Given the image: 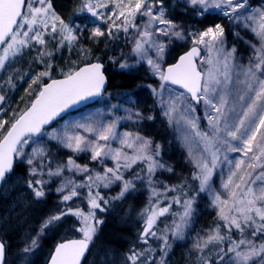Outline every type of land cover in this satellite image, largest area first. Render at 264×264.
<instances>
[{
  "label": "snow or ice",
  "instance_id": "obj_1",
  "mask_svg": "<svg viewBox=\"0 0 264 264\" xmlns=\"http://www.w3.org/2000/svg\"><path fill=\"white\" fill-rule=\"evenodd\" d=\"M186 3L201 17L210 9H216L221 16L242 24L246 31L252 33L258 44L246 41L254 52L247 67L232 63L236 59V48L226 49L225 29L220 23L204 30L184 33L165 17L163 0H82L80 11L90 14L94 18L93 23L100 22L92 29V37L105 35L101 23L107 25L109 37L119 32L127 34L130 29L136 30L131 54L137 57L138 63L146 62L153 76L159 78L161 91L153 89V94L160 97L158 102L162 114L169 125L175 127L187 148L189 162L194 168L193 178L200 183L199 190L213 195V204L223 221V225L217 224L206 238L200 237L193 246L203 253L209 245L227 241L226 250L220 248L217 254L218 261L223 262L228 256L226 264H255L256 257L264 260V242L256 243L257 238L264 237V8H252L249 0H186ZM138 17L144 21L142 26L137 23ZM87 23L83 28L65 23L52 10L51 0H0V69H4L9 59L19 56L25 48L31 50L36 45L45 46L47 35L55 39V34L59 33L57 47L62 48L65 43L71 47L77 40V33L87 31ZM236 35L240 38L239 33ZM171 37L190 40L192 46L174 63L166 64L165 54ZM153 52L154 56L149 54ZM81 53L90 57L86 49L82 48ZM52 55L41 47L37 63H46V67L35 75L25 74L31 79L30 104L14 114L13 120L0 119V184L11 176L17 160L29 165L30 177H61L65 170L85 173V181L81 183H76L71 177L63 179L57 191L62 193L61 200L66 207L48 217L41 224L37 236L24 248V252L31 251L37 247V238L49 225L64 216L75 215L81 220L82 226L77 230L82 233V238L57 244L50 264H82V258L97 235L98 226L103 223L96 217V210L104 212L109 203L99 189L119 182L121 191L113 199H120L125 193L135 190V181L147 180L151 187L157 170L171 172L172 168L162 161L159 144L138 133H119V118L108 123L97 120L56 129L53 122L57 117L63 118L62 113L82 101L101 96L107 79L101 62L59 69L62 78H54L56 67L44 59ZM120 67L123 69L130 65L121 63ZM171 85H177L184 91L176 93ZM164 91L169 93L167 99L163 96ZM5 100L6 97L0 95V105ZM192 101L205 106L206 131L201 130L199 119L191 116L196 111ZM3 111L0 107V113ZM132 115L142 118L139 112H134L130 113L129 119ZM45 137L73 152H90L93 161L103 163L110 159L115 165L105 166L102 173L93 175L87 165L77 164L70 156L66 163H59L53 169L50 152L46 148L32 147ZM113 142H118L120 146L113 148ZM27 148H31V152L26 151ZM221 150L242 153L247 158L237 159L229 168V174L221 184L223 193L214 192L209 185ZM224 159L232 163L227 156ZM134 165L140 167V172L135 171ZM257 169L260 171L257 172ZM128 170H132L130 179L124 175ZM44 184L43 179H30L27 186L36 198H41L45 195ZM83 188L88 189L87 213L79 208L73 209L67 203L74 197H80V189ZM176 190V187L166 188V191ZM152 194L158 195L154 187ZM173 202L181 205L183 211L174 213L179 216V222L173 221L172 235L183 239L184 226L193 212V199L174 197ZM150 204L151 207L144 210L141 232L144 244L148 243L149 237L156 236L153 228L158 217L164 216L172 207L169 204L157 208L151 201ZM221 227L227 229L228 234H222ZM233 229L239 234L238 239L234 238ZM161 239L164 245L162 251L166 254L168 237L164 235ZM150 252V248L143 252L134 251L127 260L137 264L143 256L142 264H149L150 261L155 264ZM229 253L232 255L229 256ZM4 255L5 244L0 241V264H5ZM160 264H164L163 259ZM201 264L216 262L201 257Z\"/></svg>",
  "mask_w": 264,
  "mask_h": 264
},
{
  "label": "rangeland",
  "instance_id": "obj_2",
  "mask_svg": "<svg viewBox=\"0 0 264 264\" xmlns=\"http://www.w3.org/2000/svg\"><path fill=\"white\" fill-rule=\"evenodd\" d=\"M73 2L69 5V8L74 9V13L69 12L68 20H65L59 10L52 5V10L62 19L65 23H72L74 26L78 25L83 28L84 23H87V31L82 33H77V40L73 42L71 47L65 43V46L58 48L57 45L60 41L59 33H56V38L53 39L52 35H47L45 39L48 43L45 46L36 45L35 48L29 50L25 48L23 52L15 57L10 58L7 62V66L4 69H0V95H4L6 100L3 105L4 111L0 113V119L8 120V117L13 115L17 109L24 106L26 100L29 99V84H31V79L27 74L35 75L36 73L44 70L45 64L37 63L38 52L41 47L45 50L50 51L55 54V58L45 57L46 62L58 63L60 59L66 60L67 64L77 66L81 61H91L94 54L91 53L92 48H102V46L109 40L107 35V25L100 24L101 30L105 32L104 36L92 37L91 31L97 26V23H93V19L87 12H81L82 0H72ZM249 5L252 8H264V0H249ZM163 7L165 9V17L173 21L177 26V30H183L184 33L196 32L199 30H204L208 26L214 25L215 23H220L225 29V39H226V49L230 50L232 47L236 48L235 57L236 59L232 62L237 65H242L247 67L249 65V60L253 57L254 52L246 41H251L252 43H257V39L252 35L250 31H246L242 24H236L231 22L228 18L221 16L216 9H210L205 13L203 17L196 14V12L191 8L190 5L186 3V0H163ZM83 15L79 16L78 13ZM76 13V14H75ZM79 18H83V21H79ZM147 20V17L144 18ZM143 22L139 17L137 18V23L143 25ZM51 23V22H50ZM58 23V22H57ZM115 32V29H114ZM239 33V37H237ZM124 51L118 52L117 56L113 60L118 62H111V68L115 67L118 70H123L130 73L140 74L148 79L146 86L145 97L148 96L149 100L135 99L134 97H129L126 93H111L105 92L91 107H86L76 111L74 114L65 116L58 120L53 125L56 129H62L65 125H74L76 123H88L101 120L104 123L111 122L118 119L117 131L119 133L131 132L138 133L139 135L149 138L154 144H159L161 146V159L166 163V166H170L172 171L157 170L153 177V184L150 187L147 180L140 182L135 181V190H130L125 193L120 199H113L117 197L121 191V186L119 182L112 184L108 188L101 187L103 191L110 192L108 194V201L110 200H121L126 197L140 196L137 200H132L130 204L126 206V209L131 211L140 210V217L142 223L140 224V232H142L144 227V210L151 207L152 204H156L157 208L166 207L171 204L172 207L168 213L164 216H159L156 220L153 230L156 231L155 237H149L148 243L144 244L141 236L138 237L139 245L132 246L126 252H120L112 246H105L98 242L93 241V246L89 255L85 260V264H131L127 260V257L132 254V252H143L145 249H151L150 256L155 264H160L161 259H163L164 264H181L185 261L194 258L198 259L201 252L197 250L193 245L200 237H207L210 230L215 228V226L223 221L219 219L218 208L213 204V195L208 191H200L199 180L193 178L194 168L192 163L189 162V156L187 148L184 146L183 141L179 138V133L175 130L174 126H170L168 119L162 114V109L159 104L160 97L153 94V89L160 92V81L158 77L153 76L149 66L146 62H137V57L131 54V49L134 44L136 30L130 29L129 33H125ZM164 39L163 37L161 38ZM192 46L190 40H181L176 37H171V43L168 44V48L165 54V62L169 64L175 53L181 52L188 47ZM83 48L90 53V57L87 54H82L81 49L73 54L74 49ZM150 55H155L149 53ZM121 63H127L130 65L128 68H121ZM62 67V66H59ZM235 78V77H234ZM243 77H241L242 79ZM23 81H22V80ZM22 86V88H20ZM151 86V87H149ZM33 87H35L33 85ZM20 88V89H19ZM171 89L175 90L176 93L183 92L182 89L174 85L170 86ZM10 95L9 98L7 95ZM169 93L167 91L163 92L165 99L168 98ZM187 95V94H186ZM192 106L195 107L196 111L191 113L192 117L199 119V124L201 130H207V121L205 119V106L203 103L200 105H195L191 102ZM113 105L117 106L116 108ZM139 112L142 118L132 115L129 119L130 113ZM148 117H153V119H148ZM50 130V129H49ZM82 134L83 130H80ZM91 137L89 136V139ZM113 148H117L120 145L118 142H113L111 145ZM32 147L46 148L50 152L51 166L53 169L56 168L59 163H66L68 158L71 156L77 164L87 165L92 171L93 175L97 172H103L105 166L114 167L115 162L112 160H105L103 163L100 161L91 160L90 152H73L70 149L63 147L58 144L57 141L51 140L47 137L43 138L38 145H33ZM26 151L31 152V148H27ZM227 156L228 160L232 163L229 164L225 161L224 157ZM237 159H247L242 153L236 152H226L221 150L219 153V160L217 162L216 168L213 170L212 178L209 182L210 188L214 192L223 193L224 190L221 187L222 181L225 180L229 174V168L233 167ZM18 163L29 168L26 162H21L17 160ZM135 171L140 172V167L134 165ZM260 169H257L259 172ZM144 175L143 172L140 173ZM126 179L132 178V170L125 171L124 173ZM65 177H71L76 183H81L85 181L86 174L79 172H68L65 170L63 176L61 177H48V180H55L53 185L54 193H62L57 191V188L61 186V183ZM30 179H35L34 177H25L21 174L14 173L6 179L0 191V208H1V220L12 219L15 220L18 215L30 204L34 197V193L31 188H29L28 181ZM181 185H187V188H181ZM156 189L157 196H153L152 188ZM176 187L175 191H166V188ZM255 187V186H254ZM84 189V188H83ZM99 192L102 195L101 191ZM96 189L94 188L93 191ZM81 191V189H80ZM88 189L85 188L84 192L81 191L82 195L80 197H74L72 201L67 202L73 209H82L85 213L88 212L89 206L87 201ZM183 194L181 198L180 195ZM178 197L181 200L193 199L192 204V215L183 229V239L176 238L172 235L173 221L179 222V216L174 215V213H181L183 208L173 202V198ZM158 201V202H157ZM122 205V204H121ZM100 212L96 210L97 213ZM75 220V228L79 229L82 224L81 220L75 215H70ZM57 223H53V225ZM52 225V224H51ZM227 229H225L226 231ZM78 231V230H77ZM233 231H235L233 229ZM82 236V233L78 231ZM167 235L169 247L167 248L166 254L162 251L164 245L162 236ZM260 240L257 244L264 242V237H259ZM38 239V238H37ZM227 248V247H226ZM226 250V249H225ZM106 253V255H105ZM232 254L229 253V256ZM144 257L142 256L137 264H142ZM228 261V256L225 257V261H217V264H226ZM31 264H39V262H33ZM151 264V261L149 262ZM255 264H264V260L259 257L255 258Z\"/></svg>",
  "mask_w": 264,
  "mask_h": 264
},
{
  "label": "trees",
  "instance_id": "obj_3",
  "mask_svg": "<svg viewBox=\"0 0 264 264\" xmlns=\"http://www.w3.org/2000/svg\"><path fill=\"white\" fill-rule=\"evenodd\" d=\"M72 2V0H51L52 5L59 10L65 20H68L69 12L74 13L75 11L74 9L69 8V5ZM78 15L81 16L83 14L80 12ZM79 16L78 20L80 22L83 21V18H79ZM125 38V33L119 32L114 36L109 37V40L102 46V48L96 47L89 49L92 50L91 53L94 54L91 61L99 60L105 64V73L108 79L106 92L126 93L129 97H134L135 99L149 100L150 98L148 96L145 97L146 86L148 83V79H146V77L140 74L118 70L115 67L111 68V62L114 57L117 56L118 52L124 51L123 43H125ZM76 48L77 49H74L73 54L81 49L78 47ZM179 53L180 52L175 53L171 62L175 60ZM55 56V54L52 55V58L57 59ZM86 62H89V60H83L77 66ZM53 65L57 69V71L53 73L54 77L61 76L59 69L67 70L71 67V65L67 64L66 60L62 59ZM20 88H22V86ZM7 96L9 98L10 95L8 94ZM31 98L32 97L30 96L29 99L25 101L24 106L17 109L14 114L23 110L30 103ZM94 104L87 107H91ZM74 113L75 112L67 114L66 116ZM14 114L9 116L7 121L13 120ZM14 173L30 177L28 175V168L17 161L14 165L12 174ZM34 178L43 179L45 181V195L43 197L36 198L34 195L30 204L18 215L15 220H1L2 211L0 208V239L5 244V264H31L33 262L45 264L46 259L56 242L69 237H82L75 228V220L73 217L67 215L62 217L61 220L55 221L54 223H57V225H49V227L46 228L41 235H39L37 239V247L33 248L29 252H24V248L31 243V239L37 236L41 224L48 219V217L58 214L60 209H64L66 207L61 200V195L54 193L52 183L54 184L55 180H48L46 175L42 177L36 176ZM182 188L186 189L187 185L182 186ZM84 190L85 188L81 189L83 192ZM100 191L106 200L109 199L108 194L112 191L106 192L103 191V189H100ZM178 194L179 193H177V195ZM180 197L182 198L183 194H181ZM139 198L140 196L137 195L116 201L109 200L106 210L104 212L97 213V216L100 217V220H102L103 223L98 226L95 241L105 246H112L120 252H126L132 246L137 247V245H139L138 237L141 236L140 224L142 223V220L139 215L141 209L138 211H129L126 209V206L130 204L132 200L138 201ZM219 224L223 225V222ZM221 232L222 234H228L227 230L225 231V228L223 227H221ZM233 233H235V231H233ZM234 238L238 239L239 234L235 233ZM259 240L260 238H257L256 243ZM226 247L227 241L219 245H209L208 248L204 249V252L201 253L198 259L191 258L185 261V263L181 262V264H201V257L216 262L217 264V254L220 248L226 249ZM83 264H85V261Z\"/></svg>",
  "mask_w": 264,
  "mask_h": 264
},
{
  "label": "water",
  "instance_id": "obj_4",
  "mask_svg": "<svg viewBox=\"0 0 264 264\" xmlns=\"http://www.w3.org/2000/svg\"><path fill=\"white\" fill-rule=\"evenodd\" d=\"M190 47H191V46H190ZM190 47H188L187 49H185L184 51H182L180 54H178L176 58H178V56L181 55V54H183L184 52L188 51ZM175 60H176V59H175ZM175 60H174L173 62H171V63H174ZM91 62L95 63V62H101V61H91ZM101 63H102V62H101ZM171 63H169V64H171ZM84 64H85V63L79 65L78 67H81V66H83ZM102 64H103V71H104L105 77H106V79H107V75H106V73H105V65H104V63H102ZM54 78L59 79V78H62V77L60 76V77H54ZM174 86L178 87L177 85H174ZM107 87H108V79H107V83H106V86H105V91H106ZM182 90H183V89H182ZM105 91L101 94V96L105 93ZM183 91H184V90H183ZM101 96H99V97H95V98H91V99H89V100H86V101H82V102H80L78 105H75V106H73L72 108L68 109L65 113H62V114H61L62 117H64V116H65L66 114H68V113H72V112L78 111L79 109H81V108H83V107H86V106L92 105V104L95 103V102H96ZM192 102L196 105L195 101H192ZM29 104H30V103H29ZM60 119H62V118H61V117H57L56 121H58V120H60ZM56 121H54L53 124H54ZM46 127H48V126H46ZM6 179H7V178H6ZM2 186H3V184H0V191H1ZM81 238H82V237H70V238H66V239H63V240H60V241L56 242L55 245H54V247L52 248V250H51V252H50V254H49V256H48V258H47L45 264H50L51 255L54 253V250H55V247H56L57 244H59V243H61V242H64V241H66V240H70V239H81ZM0 241H1V239H0ZM90 249H91V244L89 245V251L86 252V253H85V257L82 258V264L84 263L85 259L87 258L88 254H89V252H90ZM4 262H5V255H4Z\"/></svg>",
  "mask_w": 264,
  "mask_h": 264
}]
</instances>
